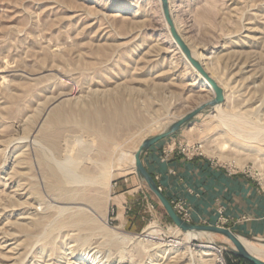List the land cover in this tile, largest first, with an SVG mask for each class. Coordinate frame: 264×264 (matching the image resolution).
Listing matches in <instances>:
<instances>
[{
    "label": "rangeland",
    "instance_id": "obj_1",
    "mask_svg": "<svg viewBox=\"0 0 264 264\" xmlns=\"http://www.w3.org/2000/svg\"><path fill=\"white\" fill-rule=\"evenodd\" d=\"M169 5L179 33L206 57L204 66L225 97L220 105L225 115L216 108L199 114L180 129L184 142L200 143L204 156L251 176L264 190V138L248 134L254 129L250 120L264 124V0H169ZM172 39L160 0H0V264H82L85 254L105 264H221V259L226 264L227 249L205 254L204 244L232 246L220 234L209 233L211 243L207 236L187 242L172 222L150 220L141 230L118 226L109 198L121 176L135 174L128 162H114L106 184L85 187L88 198L96 194L95 203L60 198L47 186L40 163L49 144L32 140L39 130L60 126L55 157L79 156L80 165L91 167L88 157L100 162L105 151L114 158L119 150L132 151L173 116L210 99L213 91ZM112 103L128 106V115L108 134L107 145L73 128L83 112ZM54 106L62 112L56 117ZM58 206L69 207L65 216L84 208L97 226L43 233ZM148 228L160 239L145 237ZM106 231L139 238L110 237ZM240 237L261 247L264 259V241Z\"/></svg>",
    "mask_w": 264,
    "mask_h": 264
},
{
    "label": "crops",
    "instance_id": "obj_2",
    "mask_svg": "<svg viewBox=\"0 0 264 264\" xmlns=\"http://www.w3.org/2000/svg\"><path fill=\"white\" fill-rule=\"evenodd\" d=\"M181 131L158 141L142 156L143 165L164 195L171 203H186L190 222H222L241 236L264 241V190L251 176L232 171L209 157L188 159L179 154L176 145L184 142ZM109 205L114 211L112 219L120 227L141 230L150 220L171 225L133 172L115 182Z\"/></svg>",
    "mask_w": 264,
    "mask_h": 264
},
{
    "label": "bare ground",
    "instance_id": "obj_3",
    "mask_svg": "<svg viewBox=\"0 0 264 264\" xmlns=\"http://www.w3.org/2000/svg\"><path fill=\"white\" fill-rule=\"evenodd\" d=\"M171 12H172V10H171ZM116 15H118V14H116ZM178 26L179 25H177V27ZM182 37H183V35H182ZM175 45H176V43H175ZM176 48L180 51V49L177 45H176ZM191 50H192V53L198 59H200L202 61V63L205 65L204 60L206 57L201 56L199 51H197L192 46H191ZM180 53L182 54L181 51H180ZM185 60H186V58H185ZM186 62L189 64V62L187 60H186ZM190 67H192V66L190 65ZM196 75H197V78L201 81V83L203 85L207 86L210 90H212L209 83L206 82L200 76V74L198 72L196 73ZM91 104H94V103L91 102ZM89 105H90V103H89ZM49 111H50V109H49ZM51 112H52L53 116L56 117V114H58V113L60 114L61 109L59 107H55L54 109L51 110ZM215 112L217 115H220V116L225 115L221 106L216 107ZM45 113H47V111ZM49 113H47V114H49ZM183 114H184V112L173 116L172 120L173 119L175 120V119L181 117ZM127 115H128V106H125V105L119 106L117 103H112L111 107H109L106 110L93 108V110H91V111H90V109H88L87 111L83 112L81 114V116H79L78 118L75 119L73 128H78V129L86 130L88 132H92L95 136L98 137L101 146H105V145H107V143L110 140L108 134L112 131L113 127L117 124L118 120L119 119H123V120L126 119ZM225 117H223V119L224 118L227 120L229 119V116H225ZM225 119H224V122L227 123L228 126L232 125L229 122V120L226 121ZM103 121H106L105 125L104 124L102 125ZM250 122L252 123V125H254V127H253L254 129L252 131L248 132L250 138L251 139H258V140L263 139L264 138V124L259 123L257 121H253V120H250ZM261 124H263V125L259 126ZM44 128H46V127H44ZM60 130H61L60 126H56L55 129H53V130L41 129L38 131L37 134L33 135V139H32L34 143L39 144V145L43 141H46L49 144V145L47 144L49 147V153H45V152L40 153V157H39L40 163L42 165V172H43L44 177L47 181V186L49 185V187L54 192L56 191V194L60 198L70 200V201H90V202L95 203L96 202V194H95V196L88 198L84 194L83 191H84L85 187L88 185L96 186L98 184H106V182L108 181V178H110V176L112 175V173L115 169L114 162H115V164H116V162H117V164H122L124 162H128L130 169L132 171H134V152L137 149V147H135L134 150L129 151V152H123V151L120 152V150H119V154L115 158L113 157V155H109V151H105L107 158L103 161L101 160L100 162H98L97 160H93L91 157H88V159L92 161V164H94L91 167H89L87 165L86 166L80 165V162H82V161H81V159L77 160V158L79 159V156L76 158L67 157L63 161H59L55 157L54 152L58 151L60 146H61ZM43 143H45V142H43ZM117 147H119V146H117ZM117 147H115V148H117ZM95 191L96 190H94V192ZM56 208L58 211L57 217H55L54 219H52L51 221H49L46 224V226L44 227L43 233H52L54 231H58V233H61L64 229H66L68 227H74V228L80 230V229H90L92 226H97V222L94 219V217H92V215H90V213L87 212L82 207H76L75 209H73V211H71V212L69 211L68 215H66V216L64 214L66 213V211L69 210V207L58 206ZM37 223L39 224V222H37ZM26 224H27V222H26ZM144 233H145L144 236L150 240L160 239L158 231L153 229V228L152 229L148 228L147 230L144 231ZM105 234L107 236H110V237H118V238H123V237H127V236L129 239L139 238V235L138 236H136V235H125L124 236L123 234L121 235V233H117L114 231L113 232L106 231ZM200 236H207L209 238V242L211 243L212 238L208 232H193V231H191V232L185 233V238H186L187 242H190L191 240H193L197 237H200ZM84 239H85V236H84ZM88 240H89V237H88ZM240 240L242 241L244 246L250 252L256 254L259 257L262 256L263 249L261 247L253 245L248 240H246L242 237H240ZM204 247L206 248L205 254H207V255H211L214 251H216V248L212 244H209V243L204 244ZM83 257H84V259L82 260L83 261L82 264H86V262H85L86 260L87 261L89 260L91 262V264H105V263H101V261L96 259L95 257L92 258L91 256H88V254H85ZM221 264H223V262H221Z\"/></svg>",
    "mask_w": 264,
    "mask_h": 264
},
{
    "label": "water",
    "instance_id": "obj_4",
    "mask_svg": "<svg viewBox=\"0 0 264 264\" xmlns=\"http://www.w3.org/2000/svg\"><path fill=\"white\" fill-rule=\"evenodd\" d=\"M162 13L171 37L189 64L209 83L214 95L205 102L198 104L193 109L184 113L181 117L167 124L160 132L144 138L134 152V172L145 183L147 188L155 195L158 203L163 207L171 222L183 233L208 232L220 234L228 239L232 246L225 244V248L235 256H238L252 264H264V259L250 252L240 240V235L228 227L208 223H193L184 220L175 211L172 203L161 191L153 176L147 171L142 162L144 152L158 141L172 135L183 127L189 125L199 114L214 110L224 102V90L215 78L206 70L204 64L193 53L190 46L179 33L171 14L169 0H160Z\"/></svg>",
    "mask_w": 264,
    "mask_h": 264
},
{
    "label": "built area",
    "instance_id": "obj_5",
    "mask_svg": "<svg viewBox=\"0 0 264 264\" xmlns=\"http://www.w3.org/2000/svg\"><path fill=\"white\" fill-rule=\"evenodd\" d=\"M176 149L179 154L188 159H191L195 156H204L202 145L200 143L189 144L187 142L179 141L176 145ZM172 205L180 217H182L184 220L190 221V209L184 201L177 200L176 202H173ZM169 241L177 243V240L170 239ZM214 247L220 255L222 253V250H226V248L221 246L214 245ZM220 262H223L222 259L220 260ZM223 264L225 263L223 262Z\"/></svg>",
    "mask_w": 264,
    "mask_h": 264
},
{
    "label": "trees",
    "instance_id": "obj_6",
    "mask_svg": "<svg viewBox=\"0 0 264 264\" xmlns=\"http://www.w3.org/2000/svg\"><path fill=\"white\" fill-rule=\"evenodd\" d=\"M167 215V214H166ZM168 220L171 222V220L169 219V217L167 216ZM226 264H252L251 262H248L238 256H235L234 254H230V256L228 255L226 258Z\"/></svg>",
    "mask_w": 264,
    "mask_h": 264
}]
</instances>
